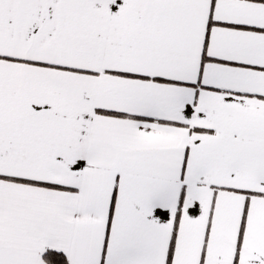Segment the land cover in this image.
Returning a JSON list of instances; mask_svg holds the SVG:
<instances>
[{
  "label": "snow or ice",
  "instance_id": "snow-or-ice-1",
  "mask_svg": "<svg viewBox=\"0 0 264 264\" xmlns=\"http://www.w3.org/2000/svg\"><path fill=\"white\" fill-rule=\"evenodd\" d=\"M0 264H264V0H0Z\"/></svg>",
  "mask_w": 264,
  "mask_h": 264
}]
</instances>
